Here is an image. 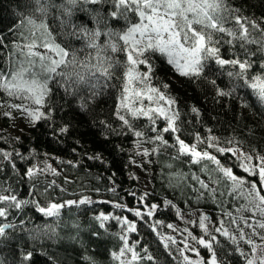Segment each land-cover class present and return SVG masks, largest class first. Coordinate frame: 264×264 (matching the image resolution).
I'll use <instances>...</instances> for the list:
<instances>
[{"label":"snow or ice","instance_id":"1","mask_svg":"<svg viewBox=\"0 0 264 264\" xmlns=\"http://www.w3.org/2000/svg\"><path fill=\"white\" fill-rule=\"evenodd\" d=\"M105 2L32 0L28 13L20 15L19 41L13 43L7 70L0 69V90L10 98L6 102L9 110L4 115L11 117L14 109L35 125L41 120L53 119L56 89H62L65 96L73 97L85 110L89 102L107 89H118L113 112L118 123L113 127L108 121L101 120V124L118 135L130 133L136 138L133 143L137 152L145 157L150 154L159 156L162 149L169 148L175 150L173 160L186 157L189 171L177 169L169 172V187L179 189L181 196L186 194V188H190L194 194L191 198L197 202L204 198L212 200L218 210V218L200 210L197 219H188L178 204L167 196L162 203L146 202L148 192L138 198L142 206L130 207L110 201L114 208L127 210L145 221L162 209H174L176 216L186 225H196L198 232L184 227L179 241L175 235L160 231L164 220L154 219L149 225L158 243L177 264H264V152L255 148L245 151L243 142L235 137L221 141L207 125L206 136L194 131L191 133L194 139L187 141L183 138L184 121L181 120L176 97L170 93L167 83H154L157 79L155 61L163 58L181 76L209 79L216 85L214 79L205 75L208 62L214 60L221 68L231 66L227 75L232 87L225 90L217 86L218 96L231 97L237 88H247L264 106V60L261 61V71L253 74L250 72L253 61L225 58L220 50L222 40L229 45L240 41L241 48L257 43L264 50V27L240 15L228 0H112L113 10L108 15L87 8L89 4L102 5ZM78 5L93 15L95 28L73 23L74 10ZM53 10L58 13L59 32L49 21ZM112 18L124 20L125 26L112 27ZM256 30L260 33L259 38L253 35ZM62 35L79 37L85 42L84 47L73 48L59 38ZM102 35L106 37L103 43L100 42ZM2 40L0 38V42ZM245 51L247 53V49ZM241 103L246 104V100L241 98ZM190 113L199 123L201 113L195 104L190 107ZM68 127V124H63L55 131L65 133ZM0 154L11 162L13 171L16 170L14 159H25L16 149H0ZM224 156L234 157L245 174L258 177V180L237 174L235 165L223 162ZM94 158L100 157L97 154ZM205 161L215 167L209 169ZM201 164L204 166L200 172L207 174V180L191 171L194 165ZM168 167L173 165L170 163ZM56 171L45 161L43 168L32 164L24 174L32 179L41 173ZM47 183L48 188H53L55 180ZM61 191L65 189L61 188ZM91 203V197L81 195L78 200L49 201L42 206L35 200L18 198L10 186L0 187V217L7 219L10 209L19 212L25 205L34 204L39 212L55 218L54 223L29 230L33 239L58 235L60 210L65 205ZM184 203L187 205L188 200L185 199ZM95 219L105 229L110 219L120 225L119 247L110 253L113 264H145V260L159 264L148 244L141 243L139 239L130 241L128 234L138 232L136 219L105 211L96 214ZM19 224L23 226L25 221L20 220ZM15 227V224L0 223V238L7 239L10 235L7 229ZM167 228L178 230L174 223H168ZM189 252L194 256L188 255ZM20 256L21 264H27L33 253L21 249ZM84 259L89 264H97L87 254ZM0 264L6 262L0 258Z\"/></svg>","mask_w":264,"mask_h":264},{"label":"trees","instance_id":"2","mask_svg":"<svg viewBox=\"0 0 264 264\" xmlns=\"http://www.w3.org/2000/svg\"><path fill=\"white\" fill-rule=\"evenodd\" d=\"M31 3L32 0H0V38H3L0 42V69L7 70V61L13 51V43L19 41L20 15L28 13ZM228 3L233 9H238L239 14L247 17L249 21L254 20L264 27V0H228ZM87 8L100 10L104 15H108L113 10V2L106 0L102 5L89 4ZM57 16L58 13L53 10L49 15V21L59 32ZM112 20L114 28L125 26V21L122 19L112 18ZM73 23L86 25L88 28L96 27L93 15L79 5L74 10ZM253 35L259 38L260 33L256 30ZM59 38L71 44L73 48L84 47L85 42L79 37L62 35ZM105 38L102 35L100 42L103 43ZM220 50L225 58L239 57L253 61V67L250 69L253 74L261 71L264 50L259 44L249 43L245 48H241L240 41L229 45L222 40ZM83 54L82 51L81 55ZM229 70L231 66L221 68L214 60L209 61L205 75L216 81V85H213L209 79L181 76L167 64L166 59L157 58L155 61L157 79L154 83H167L170 93L176 97L182 113L181 120L184 121L183 138L187 141L191 142L194 139L191 136L194 131L206 136L205 125H207L214 135L221 138V141L235 137L243 142L245 151L255 148L264 152V106L247 88H237L231 97L218 96L216 93L217 86L225 90L232 87L227 75ZM117 91L118 89H107L94 101L89 102L85 110L79 107L73 97L65 96L62 89H56L53 119L47 122L41 120L35 125L30 124L25 134L18 136L4 131L8 117L1 116L0 149L8 151L16 149L25 159L16 157L13 161L16 170L13 171L11 162L4 160L0 154V165H3L0 168V187L10 186L18 198L35 200L42 206H46L49 201L63 202L73 199L81 193H87L93 201L91 204L65 205L60 210L58 235L41 236L37 239L29 235V230L54 223L55 218L45 216L34 204L25 205L19 212L14 208L10 209L7 219L0 217V223L16 225L14 229H7L10 233L7 239L0 238V258L6 264H21V249L33 253L31 261L27 264H89L84 259L85 254L92 256L97 264H113L110 253L119 247L120 225L116 220L110 219L106 222V229L101 228L95 219V215L100 211L127 215L130 219H136L138 232L128 234L130 241L139 239L141 243L148 244L159 264H177L176 260L158 243L155 233L149 227L154 219L164 220L165 224L160 231L168 232L167 224L177 221L174 209H162L153 217H147L145 221L136 218L127 210L114 208L110 203L115 201L130 207L142 206L138 198L145 192L149 193L146 202L162 203L163 198L167 196L178 204L182 213L202 210L213 218H218V210L212 200L204 198L197 202L191 198L194 194L190 188H186V194L181 196L179 189L174 190L169 187V172L177 169L189 171L186 157L173 160L175 150L171 148L162 149L159 156L150 154L145 157L137 152L133 143L136 139L134 136L130 133L118 135L101 124V120L108 121L113 127L118 123L113 115L114 97ZM241 98L246 100V104L241 103ZM9 99L3 90H0V102H4L1 104L7 106L6 102ZM13 102L19 101L13 100ZM193 104L200 109L199 123H196L194 115L190 113ZM189 120H192V123H188ZM63 124L69 125L67 132L55 131ZM201 146L207 147V145ZM97 154L99 159L94 158ZM42 159H47V163L57 170L56 173H41L32 179L24 174L30 165H37ZM222 159L230 166L235 165L234 171L237 174L246 175L250 180H258L255 176L245 174L234 157L224 156ZM68 161L72 163L69 164ZM170 163L173 165L172 168L168 167ZM205 163L209 169L215 167L211 162L205 161ZM203 166V164L194 165L191 171L207 180V174L200 172ZM140 172L145 176L141 175L142 179L139 176ZM52 180H55V185L53 188H48L47 182ZM61 188L65 191H61ZM97 188L100 189L99 192L95 191ZM185 199L188 200L187 205L184 203ZM228 206L231 207V204ZM20 220L25 221L23 226L19 224ZM194 229L198 232L196 227ZM175 236L178 240V235ZM145 264L151 262L145 260Z\"/></svg>","mask_w":264,"mask_h":264},{"label":"rangeland","instance_id":"3","mask_svg":"<svg viewBox=\"0 0 264 264\" xmlns=\"http://www.w3.org/2000/svg\"><path fill=\"white\" fill-rule=\"evenodd\" d=\"M8 110H9V108H8V106H6V104H1L0 103V118H1L2 115H4V112L8 111ZM11 111H12V116L8 117L7 127H6V129L4 131H6V133L11 134L13 136H18V135H20L22 133L25 134V132L28 130V128H29L31 123H29L28 119L25 116L20 115L19 112H17L16 110L13 109ZM45 161L47 162V159H42L41 162H39L37 165L40 168H43ZM139 174H140L139 175L140 178L142 179V176H144V174L142 172H140ZM81 195L89 196L87 193H81V194H77V196L74 197L73 199L74 200H78ZM199 211H190V212H185L183 214L188 219H197ZM174 224L177 225V229L178 230L177 231H173V230L167 228V231H168V233H171L172 235H178V240L181 239L180 233H181V231L183 230L184 227H189L190 230H192V229H194L196 227V225H186L185 222L183 220H181L179 217H177V221ZM198 231H199V229H198ZM187 254L194 256V254L191 253V252H189Z\"/></svg>","mask_w":264,"mask_h":264}]
</instances>
